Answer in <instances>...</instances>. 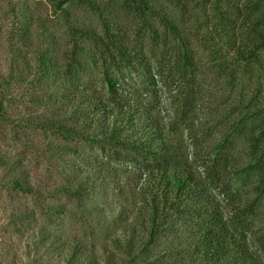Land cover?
I'll list each match as a JSON object with an SVG mask.
<instances>
[{"label":"trees","instance_id":"trees-1","mask_svg":"<svg viewBox=\"0 0 264 264\" xmlns=\"http://www.w3.org/2000/svg\"><path fill=\"white\" fill-rule=\"evenodd\" d=\"M47 1L64 17L69 50L56 57L48 45L36 43L49 35L40 31L35 37V19L23 11L9 66L0 68V192L29 198L4 206L1 235L28 232L27 253L42 248L55 256L54 264H264V0ZM69 6L90 10L99 27L74 24ZM111 8L132 15L135 26ZM146 35L177 56L185 84L195 78L196 47L207 52L210 69L230 90L254 83L239 96L227 127L234 150L242 145L240 150L217 146L203 161L209 179L224 186V203L193 166L172 159L166 121L118 79L132 70L152 74L145 65ZM98 63L104 89L80 85L79 72ZM30 135L38 140L31 143ZM15 140L24 151L8 144ZM31 147L56 163L61 182L33 181L24 161ZM90 149L137 167L95 165ZM130 173L136 178L129 187L123 180ZM103 184H123V201L99 205ZM65 200L94 214L82 217L91 227L111 228L105 240L95 244L57 230L63 216L77 214ZM6 249L0 264L8 258L16 264V251Z\"/></svg>","mask_w":264,"mask_h":264},{"label":"rangeland","instance_id":"rangeland-1","mask_svg":"<svg viewBox=\"0 0 264 264\" xmlns=\"http://www.w3.org/2000/svg\"><path fill=\"white\" fill-rule=\"evenodd\" d=\"M69 9H71L70 13L74 24L96 27L98 25L99 27L96 16L90 10L72 6H69ZM111 9L114 11H111V13L120 17V21L126 22L131 27L135 26L136 19L132 15L117 12L115 8ZM23 11L31 12L35 19L33 23V27L37 28L34 31L35 37L40 35V31H45L49 35L46 37L40 35L39 38H35L36 43L43 42L48 45L52 52H55L56 57H60L63 51L69 50L70 44H66L69 30L64 17L62 14H54L47 0H0V68L2 71H5L9 66L13 51L12 45L17 41L16 31L24 21ZM133 34L134 32L131 36L135 41L136 37ZM143 42L147 51L145 65L151 69L152 74L146 76L144 72L132 70L131 74L125 75L126 79L124 80L122 76L118 75L119 81H124L123 85L129 95L139 98L143 106L152 109L166 121V131L173 146L172 159L193 166L200 178L208 184L209 192L222 203L226 202L227 193L224 191V186L220 183V180L209 179L210 176L203 165V161L206 153L214 152L217 146L222 147L224 145L225 149L233 152L240 150L242 145H238V149L234 150L233 145L236 142L226 135L227 127L237 115L236 106L239 96L250 93L254 83H238L230 90L229 86L222 83V80L210 69L207 52L201 47H196L195 62L197 68L194 70L195 78L190 81L186 79L185 84L183 79L188 76L182 74L181 62L177 60V56L173 55L171 51L160 50L153 45L148 35L144 37ZM17 44L21 45V43ZM24 48L25 46H23ZM168 60H170V64H168ZM103 69L104 67L98 63L96 66H91L85 73L79 72L78 77L80 80L78 83L103 90ZM170 70L172 71L169 74ZM59 84L66 85V79L60 81ZM28 140L35 143L38 137L30 135ZM8 144H13L15 151H24L21 140H15ZM90 150L95 159V165L107 164L108 167L121 170L137 167L127 161L114 160L104 151ZM221 151L223 152V149ZM33 152L32 147L29 148L26 150V154L29 155L24 158L28 167L32 169L33 181L37 183L45 180L61 182V179L56 177L54 173L56 163L49 164L41 156L34 155ZM127 176L130 177L123 180L124 184L127 182L129 183L128 186L132 185L136 178L135 174L130 173ZM121 185L122 187H116L113 184H103L101 192H104V194H100V198H98L99 205L110 207L120 200L123 201L121 195L123 192L120 193V191L125 189V186ZM27 199L29 198H26L23 194L8 196L0 192V225L5 220V205L12 203V201L27 202ZM66 202L77 211V214L63 216L57 230L76 234L81 240L95 244L105 240L104 232L109 231L111 228L91 227L82 217L85 216L90 219L94 214L84 212L73 200H67ZM29 236L28 232H24L22 237L8 234L1 235L0 230V251L4 248L10 249L12 252L16 251V264H54L56 262L55 256H48L42 248L37 250L33 248L29 254L27 253V246L30 243ZM6 261V264L10 263V258L4 262Z\"/></svg>","mask_w":264,"mask_h":264}]
</instances>
